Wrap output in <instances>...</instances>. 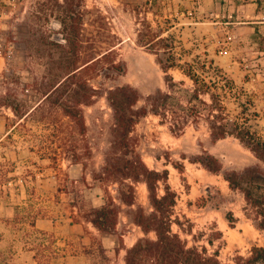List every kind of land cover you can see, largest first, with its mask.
Instances as JSON below:
<instances>
[{"label":"rangeland","instance_id":"374dc122","mask_svg":"<svg viewBox=\"0 0 264 264\" xmlns=\"http://www.w3.org/2000/svg\"><path fill=\"white\" fill-rule=\"evenodd\" d=\"M69 6L75 18L64 23ZM253 10L245 0H0V264H34L32 256L35 264H66L62 255L68 264H125L137 239L155 238L130 216L138 206L152 211L143 182L134 184L133 206L115 200L116 233L84 217L106 198L95 177L112 141L107 93L120 86L137 90L138 106L159 90L169 94L167 117L142 116L130 136L144 164L166 174L158 194L165 185L175 194L172 231L222 264L264 246L254 211L225 178L264 169V161L237 135L213 138L210 128L218 94L227 129L243 126L264 142V43L245 23L256 20ZM93 57L76 86L78 115H67L75 107L65 73ZM170 62L179 67L165 71ZM195 86L208 93L192 97ZM86 88L94 90L89 99ZM178 116L187 121L176 134ZM44 216L56 222L52 231L33 226Z\"/></svg>","mask_w":264,"mask_h":264},{"label":"trees","instance_id":"16d2710c","mask_svg":"<svg viewBox=\"0 0 264 264\" xmlns=\"http://www.w3.org/2000/svg\"><path fill=\"white\" fill-rule=\"evenodd\" d=\"M64 13V23L75 18V11L71 6L67 7ZM256 34L260 38L259 43L263 44L264 35H260L258 30H256ZM154 40H150L145 45L150 47ZM260 50L264 51V48L260 47ZM97 59L93 57L80 66L71 67L65 73V79L69 78L71 80L67 91L68 96H73L75 107V114L65 110L67 115L77 117L79 111L77 106L82 101L78 96L80 95L79 89L76 88L77 85H81L78 79L80 74L88 70ZM176 67L179 66L174 62L163 66L165 71ZM182 72L196 84L192 74L185 72L183 69ZM166 79L172 80V77L166 76ZM59 82L57 86L54 85V89H57L62 83ZM86 90L90 92L87 95V99H89L94 90L92 88H86ZM201 93L207 94L208 92L195 86L192 97L200 99ZM49 95L50 92L48 91L45 94V98ZM168 97V93L159 90L156 95L147 96L145 103L138 106L139 94L136 89L130 86H120L108 91L107 99L112 108L114 119L112 141L110 148L105 153L101 171L95 177L105 184L106 198L102 205L91 208L85 213L84 217L100 232L107 234L116 233L121 206L115 200L118 199L121 204L133 206L136 199L134 184L143 182L148 190L152 211L145 213L138 206L130 212V216L131 220L140 226L145 234L153 232L155 238L137 239L126 250L125 264H222L216 255L208 254L205 248L188 247L179 235L172 231L175 194L167 185L164 186L165 192L163 195H159L157 192L158 182L160 180L165 181L166 174L160 177L158 172L150 170L132 145L130 134L134 125L142 116L152 113L153 115L161 116L162 119L167 117L166 100ZM192 115L191 119L193 121L200 117L197 112H193ZM212 116L213 120L210 122V128L213 138L224 137L233 133L237 135L246 147L264 161V142L255 140L254 133L250 132L249 129H244L243 126H236L232 130L227 129L226 119L228 114L225 112V107L218 94H214V114ZM186 121L187 119L184 116H178L172 121L170 129H172V132L179 134L184 129ZM207 167L210 170L217 171V169H213L209 165ZM225 178L232 188H238L242 191L246 202L255 213V225L260 229H264V169L254 168L238 174H225ZM110 184L116 185V197L112 196L108 190ZM176 223L181 227L178 220H176ZM234 264H264V246H253L249 256H238Z\"/></svg>","mask_w":264,"mask_h":264},{"label":"crops","instance_id":"0c3cea01","mask_svg":"<svg viewBox=\"0 0 264 264\" xmlns=\"http://www.w3.org/2000/svg\"><path fill=\"white\" fill-rule=\"evenodd\" d=\"M205 1L209 3L210 2L214 3V0H205ZM245 2H246V5H249L250 7H254L253 15L250 14V16H251V19L253 18L256 19V20L246 21L245 22L246 25H248V27L252 28L254 31L257 28L259 33H261V35H264V33L261 30L264 28V0H245ZM0 215L3 216L4 214L1 213ZM33 226L43 231H52L56 227V222L54 221L52 217L44 216V217H39L38 219H36ZM61 258L63 260L66 259L67 260L66 264H68V258H69L68 255H65V256L62 255ZM26 259L30 263H32L31 260L33 261L34 264L36 263V258H34V256L26 257Z\"/></svg>","mask_w":264,"mask_h":264}]
</instances>
